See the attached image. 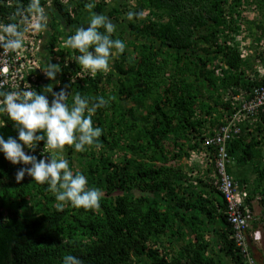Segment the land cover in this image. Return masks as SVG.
I'll use <instances>...</instances> for the list:
<instances>
[{
  "label": "trees",
  "instance_id": "16d2710c",
  "mask_svg": "<svg viewBox=\"0 0 264 264\" xmlns=\"http://www.w3.org/2000/svg\"><path fill=\"white\" fill-rule=\"evenodd\" d=\"M226 1L41 0L47 27L26 33L22 49L33 46L44 67L59 56L58 83L32 64L9 77L20 89L42 91L51 83L55 91L104 97L106 104L92 115L103 130L99 147L63 149L70 167L77 166L74 173L84 174L103 197L97 209L66 203L58 210L46 183L27 175L17 183L23 165L0 153V264H62L66 254L82 264H249L229 238L235 228L216 162L223 147V167L237 188L264 195V115L254 124L235 119L231 124L241 132L229 126L223 146L215 129L234 113L227 90L250 94L264 77L245 63L230 37L248 22L243 11L250 5L234 0L235 9ZM28 3L0 0V21L18 23L16 8ZM259 4L263 13L264 0ZM129 11L145 15L129 20ZM93 12L110 18L112 39L123 40L132 53L124 51L110 59L106 72L90 75L76 62L81 53L64 41L86 27ZM217 60L220 72H206ZM14 123L0 112V135L16 136ZM43 144L35 150H45ZM234 163L251 176H234ZM259 224L252 216L249 225Z\"/></svg>",
  "mask_w": 264,
  "mask_h": 264
},
{
  "label": "clouds",
  "instance_id": "9594fccd",
  "mask_svg": "<svg viewBox=\"0 0 264 264\" xmlns=\"http://www.w3.org/2000/svg\"><path fill=\"white\" fill-rule=\"evenodd\" d=\"M238 3L234 0L224 2L226 7L234 6L235 9H238ZM259 3L260 0H242L241 7L250 5V8L243 11V18H246L248 22H240V29L236 34L231 32L230 37L234 39L233 46L246 60L245 63L253 65L259 70L258 75L264 77V11L261 13ZM85 7L92 10L94 4L88 3ZM255 10H258L255 16L247 14ZM15 15L21 18L18 23L4 24V21H0V32L3 33L0 35V49L11 52L9 53L11 57L16 53L21 56L16 62L10 61L8 63L10 65L3 72L7 83L0 89L11 91H0V97H2L0 112L7 113L9 119L15 122L13 126L17 130V135L7 138L0 135V153H3L11 163L23 165L16 172L17 183L23 181L26 175L40 184L46 183L52 194H55L58 210H62L66 203H71L77 208L97 209L103 197L102 191L99 188L88 187V179L84 174L74 173L77 166L70 167L63 149L65 145H74L75 151L82 152L86 146L96 144L103 130L94 126L92 115L98 108L103 107L106 101L104 97L82 96L78 92L72 95L65 88L55 91L51 83L42 91L27 86L25 89L17 87L14 78L9 77L12 71L30 69L32 64L43 78H49L58 83L56 77L61 72V67L57 64L59 56L57 61L55 57L44 67L42 59L37 55L38 51L33 46L22 49L26 33L41 31L47 27L48 17L41 5V0H29L26 8H16ZM144 15L143 11H129L127 18L132 20L134 17L143 18ZM100 28L105 31L101 32ZM114 31L115 25L108 16L93 12L87 26L78 28L75 34L64 41L66 47L76 49L81 53L76 57V62L82 66V73L90 71V75H95L98 71L106 72L109 63L112 62L111 58L114 59L124 51L132 53L131 47L125 45L123 40L112 39ZM26 55L32 58L30 64L26 61ZM2 58L3 52L0 51V59ZM219 65V60L214 64H209L206 72L219 73ZM79 77L86 76L80 74ZM233 88L227 90L225 97L232 103L234 113L229 115L226 122H222L224 124L215 129L217 143L222 146L221 142L224 143L229 137L225 136L224 130L228 132L229 126H232L231 123L235 119L240 118L254 124L264 115V83L252 87L250 94L241 90H233ZM49 94H51V100ZM70 95H72L71 104L68 103ZM232 127L233 131L241 132L239 126ZM42 141L45 150L36 151L35 149ZM96 146L99 147L98 144ZM219 153L216 163L220 171L225 163V157L222 155L223 147ZM223 171L232 182L231 192L234 195L231 199L227 198L231 206V213L228 216L235 228L229 238L237 249L243 251V257L249 264H264L260 258V250L264 251V195L259 191L251 193L237 188L238 181H233L224 167ZM220 179L222 189L223 175ZM248 196L251 206L243 202V198ZM242 203L247 208L245 211L240 209ZM234 213L236 215L239 213L241 216L240 228L236 227V222L233 220ZM252 216L260 221L256 228L249 225ZM247 218L249 222L245 225ZM62 264H82V260L72 254H66L63 256Z\"/></svg>",
  "mask_w": 264,
  "mask_h": 264
},
{
  "label": "built area",
  "instance_id": "2783aa9c",
  "mask_svg": "<svg viewBox=\"0 0 264 264\" xmlns=\"http://www.w3.org/2000/svg\"><path fill=\"white\" fill-rule=\"evenodd\" d=\"M0 35H3V33L0 32ZM0 51L3 52V58L0 59V87H2V86H5L7 83V79L3 77V72L6 70V67L10 65L8 63L10 61L11 62L18 61L21 58V56L16 53L15 56L11 57V56H9V53H11V52H5L3 49H0ZM224 131H225V136L228 137L229 136L228 132L226 130H224ZM220 171H221V174L223 175L222 189L225 192L227 198L231 199L234 197L233 193L231 192L232 182L229 180L228 176L225 175V172L223 171V167L220 169ZM233 220L236 222V227L240 228L241 216L239 213L237 215L235 213L233 214Z\"/></svg>",
  "mask_w": 264,
  "mask_h": 264
},
{
  "label": "rangeland",
  "instance_id": "374dc122",
  "mask_svg": "<svg viewBox=\"0 0 264 264\" xmlns=\"http://www.w3.org/2000/svg\"><path fill=\"white\" fill-rule=\"evenodd\" d=\"M258 13V10H255L254 12H247L250 16H255ZM237 163H234L236 170L233 168V174L234 176H243V177H249L251 176V173L248 172V169H244L241 165H236ZM231 173V175L233 176Z\"/></svg>",
  "mask_w": 264,
  "mask_h": 264
}]
</instances>
